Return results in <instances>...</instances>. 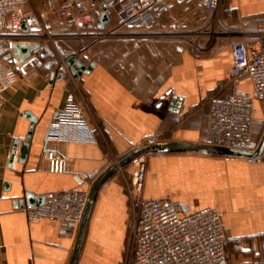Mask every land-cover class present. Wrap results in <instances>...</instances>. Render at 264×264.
<instances>
[{
  "label": "crops",
  "instance_id": "obj_1",
  "mask_svg": "<svg viewBox=\"0 0 264 264\" xmlns=\"http://www.w3.org/2000/svg\"><path fill=\"white\" fill-rule=\"evenodd\" d=\"M156 3L168 11L157 12L145 31L126 26L118 8L99 30L101 14L94 7L95 26L77 29L73 24L77 31H64L62 13L53 8L54 25L62 26L63 33L54 42L41 41L48 53L39 56L36 49L17 62L18 80L0 101V264H69L73 255L78 233L64 238L56 222H30L27 194L33 201L66 191L88 194L115 161L152 136H160L162 143H204L209 100L235 90L253 93L249 79L237 86L228 82L230 46L257 47L264 0H223L217 13L199 0ZM28 9L33 14L30 31L21 32L42 33L38 1ZM95 33L108 36L89 37ZM73 57L86 66L95 63L75 83L68 69H60L61 60ZM68 93L77 103L85 102L90 136L79 135L78 141L72 131L58 129L60 141L47 145L50 126ZM255 106L263 121L264 103L256 101ZM171 116L181 117L180 122ZM30 118L36 123L22 157ZM122 169L95 196L76 264L126 263L131 233L126 186L133 161ZM143 194L146 199H170L189 213L216 209L222 216L228 263L264 264V163L194 152L157 155L148 162Z\"/></svg>",
  "mask_w": 264,
  "mask_h": 264
},
{
  "label": "built area",
  "instance_id": "obj_2",
  "mask_svg": "<svg viewBox=\"0 0 264 264\" xmlns=\"http://www.w3.org/2000/svg\"><path fill=\"white\" fill-rule=\"evenodd\" d=\"M38 1L40 27L42 33L28 32L33 14L28 6ZM223 0H199L206 10L218 12ZM110 14L118 8L126 26L137 25L147 30L152 25L155 14L168 11L165 5L156 0H0V101L14 87L18 80L15 43L35 46L43 39L54 42L56 37L49 33L52 25L51 11L56 8L69 16L78 29L97 24L90 8ZM27 32V33H28ZM19 33V34H18ZM108 34H90L93 39H104ZM232 67L228 82L234 86L249 79L253 93L235 90L226 97H212L209 100L210 112L204 143L232 149L251 151L254 142V130L257 109L256 101L264 103V26L258 33V45L251 48L244 43L230 46ZM10 53V60L3 57ZM68 69L61 60L60 69ZM87 109L85 102L77 103L75 95L68 93L64 108L57 112L47 136L46 143L60 141V131H72L75 140L90 136L88 123L83 114ZM176 122L181 117L171 116ZM72 133V134H73ZM160 136L149 137L143 146L160 144ZM51 152V151H50ZM54 151L51 153L53 154ZM165 152H145L134 160V172L126 189L130 210V245L125 264H229L225 252L226 234L221 213L213 208H204L196 212H185L182 207L170 199H146L144 185L149 160ZM252 164L264 163V150L256 158H248ZM118 161H115L117 164ZM121 169V168H120ZM119 169V170H120ZM88 201V194L81 191H66L48 195L44 203L26 209L30 222L51 221L60 225L59 235L70 237L78 233ZM253 264V263H241Z\"/></svg>",
  "mask_w": 264,
  "mask_h": 264
},
{
  "label": "water",
  "instance_id": "obj_3",
  "mask_svg": "<svg viewBox=\"0 0 264 264\" xmlns=\"http://www.w3.org/2000/svg\"><path fill=\"white\" fill-rule=\"evenodd\" d=\"M165 0H157V2L162 3ZM110 16L108 13H101L98 19L97 27L99 30H104L107 24L109 23ZM25 32H28V29L26 27L23 28ZM40 47V44H36L35 46L27 45L26 43L17 44L15 43L13 46V52L16 54V60L18 63H22L25 59H28L32 52H34L36 49ZM11 54H6L3 59L4 60H10ZM53 64V63H52ZM51 64V65H52ZM66 66L72 71V75L74 78L82 76L84 73L89 74L92 69L95 66V63H92L89 66L84 65L78 57H73L66 61ZM60 79H63L65 77V74L63 72H59ZM54 78V74L52 75V80ZM33 124L31 125L28 138L26 142L23 144L22 147V157H24L28 150V141L30 139V136L33 132L36 120L35 118H30ZM18 144V141L16 142L14 146V150ZM264 150V132L263 135L256 147V149L251 151H244L239 149H232L222 146H216V145H210L206 143H195V142H177V143H160L154 146H142L139 147L130 153H128L126 156H124L121 160L118 161L117 164L110 167L102 176H100L91 186L89 192H88V201L86 210L83 216V219L81 221L78 234H77V240L74 248L73 255L71 257V260L69 264H76L83 241L87 229V224L92 212L93 204L95 196L97 195V192L99 188L111 177L112 174H114L117 170L122 168L125 164L132 162L137 156L145 153V152H194V153H204L209 154L213 156H223V157H232V158H256L258 157ZM46 196L39 197L36 201H33V195L27 194L26 201L27 206L29 208H32L34 206H40L44 203ZM22 205V202H20Z\"/></svg>",
  "mask_w": 264,
  "mask_h": 264
},
{
  "label": "rangeland",
  "instance_id": "obj_4",
  "mask_svg": "<svg viewBox=\"0 0 264 264\" xmlns=\"http://www.w3.org/2000/svg\"><path fill=\"white\" fill-rule=\"evenodd\" d=\"M59 15H61L63 17V20H64V22L62 24V26L64 25V27H65L64 28L65 29L64 31H68L66 29L67 27L68 28H71L72 27V30H76L77 31L78 28L77 29L76 28H73L74 27L73 26L74 23L72 22V20H71V18L69 16H66L64 14H58V16ZM64 16L67 17V18H64ZM51 19H52V25H51V27L49 29V33H51V35L53 37H56V35H59V34H62L63 33V30L61 28L62 26L60 27L57 24L54 25L55 22L53 21V17H51ZM57 33H59V34H57ZM255 119L257 121H259V119H260V112L258 110H257V113L255 115ZM263 132H264V120L257 122V125L255 126L254 139H255V142L257 144L259 143V141H260V139H261V137L263 135ZM122 171H124V169H122Z\"/></svg>",
  "mask_w": 264,
  "mask_h": 264
},
{
  "label": "trees",
  "instance_id": "obj_5",
  "mask_svg": "<svg viewBox=\"0 0 264 264\" xmlns=\"http://www.w3.org/2000/svg\"><path fill=\"white\" fill-rule=\"evenodd\" d=\"M47 49V48H46ZM46 52H47V50H44V48H42V45L37 49V51H36V54L37 55H42L43 53L44 54H46ZM48 53V52H47ZM42 58V57H41ZM44 59V58H43ZM55 64V63H54ZM53 67H55V65H52ZM257 125V122H256V124H255V126ZM255 131V130H254ZM257 143L255 142V139H254V142H253V146H252V149L254 150V149H256V147H257ZM170 153H185V152H170ZM219 157H223V156H219ZM132 162H130V163H127V164H125L122 168L123 169H126V167L127 166H129L130 164H131Z\"/></svg>",
  "mask_w": 264,
  "mask_h": 264
}]
</instances>
